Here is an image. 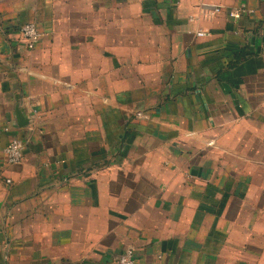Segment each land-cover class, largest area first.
<instances>
[{
  "label": "crops",
  "instance_id": "crops-1",
  "mask_svg": "<svg viewBox=\"0 0 264 264\" xmlns=\"http://www.w3.org/2000/svg\"><path fill=\"white\" fill-rule=\"evenodd\" d=\"M128 247L264 264V0H0V264Z\"/></svg>",
  "mask_w": 264,
  "mask_h": 264
},
{
  "label": "built area",
  "instance_id": "built-area-1",
  "mask_svg": "<svg viewBox=\"0 0 264 264\" xmlns=\"http://www.w3.org/2000/svg\"><path fill=\"white\" fill-rule=\"evenodd\" d=\"M221 8L215 6L214 11L217 12ZM243 10H232L230 15L235 18H239ZM193 16L190 17L193 20ZM21 35L26 42L28 48H34L41 39L42 32L37 25L33 22L25 23L20 28ZM208 30L199 29L196 31L197 36L209 35ZM26 142L18 137H12L4 148L5 157L10 164H19L24 159ZM117 264H136L134 250L130 247L126 248L119 256Z\"/></svg>",
  "mask_w": 264,
  "mask_h": 264
}]
</instances>
